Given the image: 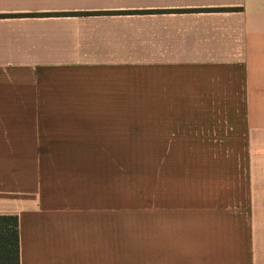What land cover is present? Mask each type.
Masks as SVG:
<instances>
[{"label":"crops","instance_id":"0c3cea01","mask_svg":"<svg viewBox=\"0 0 264 264\" xmlns=\"http://www.w3.org/2000/svg\"><path fill=\"white\" fill-rule=\"evenodd\" d=\"M125 150L180 204L111 205ZM0 214L19 264H264V0H0Z\"/></svg>","mask_w":264,"mask_h":264},{"label":"rangeland","instance_id":"374dc122","mask_svg":"<svg viewBox=\"0 0 264 264\" xmlns=\"http://www.w3.org/2000/svg\"><path fill=\"white\" fill-rule=\"evenodd\" d=\"M224 107L226 104H222V109ZM215 108L217 104L207 105V110ZM92 153L96 166L94 169H101L102 163L109 173L111 205L161 206L167 201L169 205L180 204L181 183L172 180L166 171L169 169L181 173L182 151L125 150Z\"/></svg>","mask_w":264,"mask_h":264},{"label":"trees","instance_id":"16d2710c","mask_svg":"<svg viewBox=\"0 0 264 264\" xmlns=\"http://www.w3.org/2000/svg\"><path fill=\"white\" fill-rule=\"evenodd\" d=\"M17 216L0 214V264H19Z\"/></svg>","mask_w":264,"mask_h":264}]
</instances>
